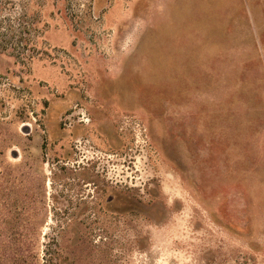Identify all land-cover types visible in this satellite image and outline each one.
<instances>
[{
  "label": "rangeland",
  "instance_id": "1",
  "mask_svg": "<svg viewBox=\"0 0 264 264\" xmlns=\"http://www.w3.org/2000/svg\"><path fill=\"white\" fill-rule=\"evenodd\" d=\"M136 10L121 33L94 0H0V264H264V8L150 18L191 49L147 57ZM36 60L78 94L52 124Z\"/></svg>",
  "mask_w": 264,
  "mask_h": 264
},
{
  "label": "crops",
  "instance_id": "2",
  "mask_svg": "<svg viewBox=\"0 0 264 264\" xmlns=\"http://www.w3.org/2000/svg\"><path fill=\"white\" fill-rule=\"evenodd\" d=\"M94 3L96 10L104 13L106 26L121 33L129 31L132 22L126 18L137 16L136 9L139 4V14L142 22L139 43L140 49L145 51L146 57L149 54V50L191 49V46H183V42H175V45H164L167 43V38L170 37L171 34H175V40H177V34L174 32L175 27L164 31V29H161L159 26L157 30L154 31L153 28L150 29L153 24V22L150 21V18H158L162 16L164 18L172 19L177 17H186L188 21H191L192 18L196 17L214 16L223 18L231 16V18H234L233 20L235 22H237L238 17H246L248 19L251 18L252 22H254L253 20L261 16V10L264 8V0H94ZM125 6H127L128 9H125ZM160 6H163L164 8L166 7V10H162ZM49 22V35H46L47 41L55 47H62L66 49L70 48L71 33L65 23L61 22V24L56 27L52 21ZM222 25L223 23L221 24L220 29H216L214 31L211 29L209 31L206 30L208 35L216 33L215 35L217 36V39L223 42V36H226L229 30L225 24L224 26ZM169 26L171 27L172 24ZM222 27L225 28L223 29ZM189 28L190 27H188V29ZM154 32L160 34L158 39L162 38L164 40L163 45H160L159 43L154 45V43L149 41V39H153ZM236 32L237 29L235 27V23H233L232 34H237ZM260 33L261 32L259 31V34ZM185 35L190 37V30H187V34ZM96 60L97 59L94 58L88 60L85 65V69L87 68L88 72L97 64ZM96 73L97 72H95V74ZM28 77L32 92L37 97L42 99L44 98L43 100H51L48 106L49 109L45 111L46 124L55 123L63 110L78 96V94L68 86L67 77L60 73L57 67H52L44 61L36 60L32 65L31 73ZM98 80L102 82L101 78ZM47 82H49L48 84L51 86L50 90L38 86L42 83L47 84ZM53 90L60 95L59 98H55L53 96Z\"/></svg>",
  "mask_w": 264,
  "mask_h": 264
},
{
  "label": "built area",
  "instance_id": "3",
  "mask_svg": "<svg viewBox=\"0 0 264 264\" xmlns=\"http://www.w3.org/2000/svg\"><path fill=\"white\" fill-rule=\"evenodd\" d=\"M24 54H25V57H28L29 58V54H28V50H25V52H24ZM26 59L24 58L23 59V63H26L27 61H25ZM25 69V68H24ZM5 80H7V79H5ZM12 86H16L17 88H18V85H12Z\"/></svg>",
  "mask_w": 264,
  "mask_h": 264
}]
</instances>
